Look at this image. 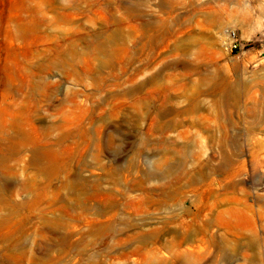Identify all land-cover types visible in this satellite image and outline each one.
<instances>
[{"label":"rangeland","instance_id":"rangeland-1","mask_svg":"<svg viewBox=\"0 0 264 264\" xmlns=\"http://www.w3.org/2000/svg\"><path fill=\"white\" fill-rule=\"evenodd\" d=\"M0 264H264V0H0Z\"/></svg>","mask_w":264,"mask_h":264},{"label":"bare ground","instance_id":"bare-ground-1","mask_svg":"<svg viewBox=\"0 0 264 264\" xmlns=\"http://www.w3.org/2000/svg\"><path fill=\"white\" fill-rule=\"evenodd\" d=\"M206 19H209V20H211V19H213V17H212V15H208V16H206L205 17ZM196 45V44H195ZM189 50V49H188ZM216 87V86H215ZM220 87V86H219ZM213 91V90H212ZM220 91L222 92V94H223V96L225 97L224 99H226V100H238L239 99V97H240V92L239 91H237V90H233V89H230V88H228V87H222L221 89H220ZM131 93V92H130ZM217 103V102H216ZM252 105V104H251ZM238 106V105H237ZM250 107V106H249ZM248 107V108H249ZM254 107V109L257 107V105H254L253 106ZM227 108V107H226ZM230 109V108H229ZM257 111V110H256ZM109 140V139H108ZM30 186V185H29ZM31 187V186H30ZM249 216V215H248ZM242 217V216H241ZM237 218V217H236ZM248 218V217H247ZM239 219V218H238ZM42 221H41V225H42V227H46V228H48V229H54L53 228V226L49 223V222H51L52 220L51 219H47V218H43V219H41ZM235 226V225H234ZM237 226V225H236ZM198 232V231H197ZM190 231L189 232H186L184 235H182V237H181V239H183V240H188V239H190L191 237H190ZM178 236V235H177ZM64 240V239H63ZM96 242V241H95ZM220 244V243H219ZM63 245H64V243H63ZM68 246V245H67ZM223 246V245H222ZM47 255V254H46ZM178 255V254H177ZM180 259V258H179Z\"/></svg>","mask_w":264,"mask_h":264},{"label":"built area","instance_id":"built-area-1","mask_svg":"<svg viewBox=\"0 0 264 264\" xmlns=\"http://www.w3.org/2000/svg\"><path fill=\"white\" fill-rule=\"evenodd\" d=\"M224 48L228 50H232L234 48L240 47L241 43L236 37L235 31L231 30L227 34V40L224 41Z\"/></svg>","mask_w":264,"mask_h":264}]
</instances>
